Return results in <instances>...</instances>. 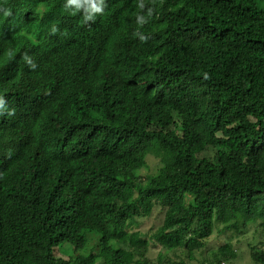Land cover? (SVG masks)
<instances>
[{
	"label": "trees",
	"instance_id": "16d2710c",
	"mask_svg": "<svg viewBox=\"0 0 264 264\" xmlns=\"http://www.w3.org/2000/svg\"><path fill=\"white\" fill-rule=\"evenodd\" d=\"M102 18L76 61L42 33L0 42V264H152V242L156 264H236L235 244L264 264V0ZM27 59L65 75L20 87ZM155 208L162 226L133 231ZM218 226L232 235L205 252Z\"/></svg>",
	"mask_w": 264,
	"mask_h": 264
},
{
	"label": "clouds",
	"instance_id": "9594fccd",
	"mask_svg": "<svg viewBox=\"0 0 264 264\" xmlns=\"http://www.w3.org/2000/svg\"><path fill=\"white\" fill-rule=\"evenodd\" d=\"M119 0H0V42L14 34L29 37L44 34L42 40L52 44L64 61H76L92 50L88 38L102 32V18ZM129 1V0H126ZM93 37V36H92ZM31 59H27L26 62ZM23 63L14 71L20 87L46 83L63 78L65 73L53 61ZM83 68V67H82ZM78 68L73 71H78ZM38 86V85H37ZM36 87V86H35ZM11 95L0 93V119L6 118ZM1 138V137H0Z\"/></svg>",
	"mask_w": 264,
	"mask_h": 264
},
{
	"label": "rangeland",
	"instance_id": "374dc122",
	"mask_svg": "<svg viewBox=\"0 0 264 264\" xmlns=\"http://www.w3.org/2000/svg\"><path fill=\"white\" fill-rule=\"evenodd\" d=\"M208 154L209 155L213 154V151H209ZM149 166H150V170L142 171L141 173L142 175L155 172L157 167V162H155L153 158H150ZM163 221H164V211H161L160 208H155L153 214L150 217L138 219V222L134 225L132 230L139 231L142 233V235L149 237L150 234H152V232L156 231L160 226H162ZM220 230H221V226L216 227L214 235L212 236V238H210L207 241V248L205 252L207 251V249L216 251L220 246H222L228 240L229 236L232 235L231 232L223 234L220 232ZM235 247L236 249H238V254H240L239 259L236 261V264H253L249 254L246 252L244 253L242 252L243 251V248H241L243 247L242 244H235ZM162 251L163 249L158 243L156 242L151 243L148 257L152 261V264L157 263L159 254H161ZM59 256L61 257L66 255L64 253H60ZM66 258L68 257L66 256Z\"/></svg>",
	"mask_w": 264,
	"mask_h": 264
}]
</instances>
